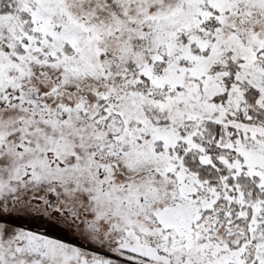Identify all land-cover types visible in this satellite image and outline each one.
<instances>
[{"label":"snow or ice","instance_id":"6c2138e0","mask_svg":"<svg viewBox=\"0 0 264 264\" xmlns=\"http://www.w3.org/2000/svg\"><path fill=\"white\" fill-rule=\"evenodd\" d=\"M0 264H264V0H0Z\"/></svg>","mask_w":264,"mask_h":264}]
</instances>
